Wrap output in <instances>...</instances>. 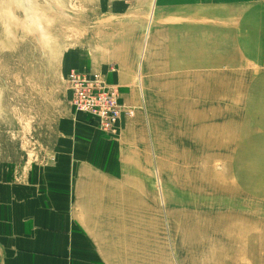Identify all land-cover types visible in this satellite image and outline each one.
<instances>
[{"label":"rangeland","instance_id":"obj_1","mask_svg":"<svg viewBox=\"0 0 264 264\" xmlns=\"http://www.w3.org/2000/svg\"><path fill=\"white\" fill-rule=\"evenodd\" d=\"M228 1H200L174 32L122 15L142 1L0 0V170L69 177L104 263L264 264V0ZM82 49L133 78L116 134L72 110L62 65ZM78 148L80 162L55 158Z\"/></svg>","mask_w":264,"mask_h":264},{"label":"crops","instance_id":"obj_2","mask_svg":"<svg viewBox=\"0 0 264 264\" xmlns=\"http://www.w3.org/2000/svg\"><path fill=\"white\" fill-rule=\"evenodd\" d=\"M134 1L142 2L136 8L122 13L123 16L150 15L152 19L154 15L153 18L163 19L161 24H168L165 30L174 32L182 31L183 16L202 14L199 10L200 1L212 8L225 7L230 3L228 0ZM234 1L245 3L251 0ZM119 9L123 7L120 6ZM259 10L260 15H264V8H259ZM193 22L194 25L198 24V20L196 22L192 20L191 26ZM82 50L88 55L82 57L79 54V59L74 63H63L66 75L73 69L100 72L106 76L110 84L116 85L117 83L123 101L122 91L130 89L129 82L132 77L129 73H124L123 60L115 58L116 61L118 60L116 68L114 63L106 64V61L110 60L108 56L100 61L94 58L90 51ZM81 116L79 115V118ZM83 116L99 130L96 120L87 115ZM75 122L78 126L81 124V122ZM70 126L75 130L77 128L76 132L81 133L83 130V128L81 130L80 127H76L72 121ZM90 132L94 133V131ZM68 143L71 144V142ZM85 154V151L78 148L76 152L62 151L54 155L57 161L64 160L70 163L74 160L75 164V160L80 162L79 160L83 159ZM44 159L50 160V152ZM69 171V175H72V173L75 174L76 169ZM69 180L68 177L67 183L53 184L54 182L50 180V165L34 167L22 183H11L6 171L0 170V264H107L103 262L99 251L87 246L80 236L77 221L71 212L73 200H71V188L68 186L70 185ZM79 187L78 185V191L81 192Z\"/></svg>","mask_w":264,"mask_h":264},{"label":"built area","instance_id":"obj_3","mask_svg":"<svg viewBox=\"0 0 264 264\" xmlns=\"http://www.w3.org/2000/svg\"><path fill=\"white\" fill-rule=\"evenodd\" d=\"M67 83L74 113L98 119V128L105 133L116 134L118 122L134 116L133 109L124 107L120 88L110 84L100 72L73 69L67 75Z\"/></svg>","mask_w":264,"mask_h":264},{"label":"bare ground","instance_id":"obj_4","mask_svg":"<svg viewBox=\"0 0 264 264\" xmlns=\"http://www.w3.org/2000/svg\"><path fill=\"white\" fill-rule=\"evenodd\" d=\"M113 70H114V69H113ZM70 92H71V91H70ZM95 120H96V122H97L98 119H95ZM118 126H119V122H118Z\"/></svg>","mask_w":264,"mask_h":264}]
</instances>
